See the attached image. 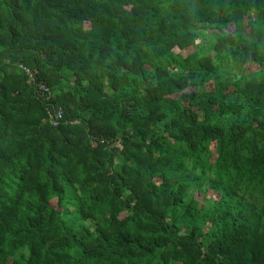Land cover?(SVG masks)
Wrapping results in <instances>:
<instances>
[{"label":"trees","instance_id":"trees-1","mask_svg":"<svg viewBox=\"0 0 264 264\" xmlns=\"http://www.w3.org/2000/svg\"><path fill=\"white\" fill-rule=\"evenodd\" d=\"M0 264H264V0H0Z\"/></svg>","mask_w":264,"mask_h":264},{"label":"built area","instance_id":"built-area-1","mask_svg":"<svg viewBox=\"0 0 264 264\" xmlns=\"http://www.w3.org/2000/svg\"><path fill=\"white\" fill-rule=\"evenodd\" d=\"M21 67L26 71L28 76L33 79V81L36 80L33 72L29 68L25 67L24 65H21ZM36 89L40 96L46 101V103H51L52 99L54 98V93L46 84L37 81ZM52 107L54 111H48L50 113V122L53 126L58 127L62 124L64 111L62 108L55 107L54 104H52ZM74 123H78V121H75Z\"/></svg>","mask_w":264,"mask_h":264},{"label":"rangeland","instance_id":"rangeland-1","mask_svg":"<svg viewBox=\"0 0 264 264\" xmlns=\"http://www.w3.org/2000/svg\"><path fill=\"white\" fill-rule=\"evenodd\" d=\"M176 52H177V53H180V54H182V55H184V56H186V55H188L191 51H184V52H183V51H180L179 49H177ZM211 88H212V87H209L208 90H210ZM210 194H212V193L210 192Z\"/></svg>","mask_w":264,"mask_h":264}]
</instances>
